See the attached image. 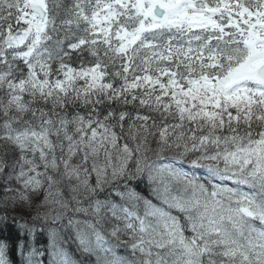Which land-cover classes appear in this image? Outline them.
<instances>
[{"label": "snow or ice", "instance_id": "obj_1", "mask_svg": "<svg viewBox=\"0 0 264 264\" xmlns=\"http://www.w3.org/2000/svg\"><path fill=\"white\" fill-rule=\"evenodd\" d=\"M0 264H264V0H0Z\"/></svg>", "mask_w": 264, "mask_h": 264}]
</instances>
